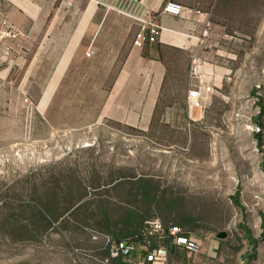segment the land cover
<instances>
[{"label": "rangeland", "instance_id": "1", "mask_svg": "<svg viewBox=\"0 0 264 264\" xmlns=\"http://www.w3.org/2000/svg\"><path fill=\"white\" fill-rule=\"evenodd\" d=\"M138 30L133 19L111 13L88 31L62 77L51 74L61 54L45 55L47 69L31 77L24 93H10L9 106L0 109V264H110L112 242L97 229L96 206L104 202L118 216L136 201L124 194L133 193L140 179L179 202L175 217L187 214L195 223L191 233L202 252L177 253L171 264H256L264 247V92L239 101L214 94L202 110L192 109L201 118L192 123L181 111L157 109L146 131L105 117L106 111L113 118L122 112L117 86ZM90 48L95 55L87 57ZM176 59L180 73L186 58ZM45 80L54 87L51 96L44 93ZM52 185L65 216L46 230L30 205ZM86 188L90 223L67 212L72 196ZM221 231L232 241L218 239ZM137 245L125 258L129 264L146 261V245ZM252 245L257 259L247 261Z\"/></svg>", "mask_w": 264, "mask_h": 264}, {"label": "crops", "instance_id": "2", "mask_svg": "<svg viewBox=\"0 0 264 264\" xmlns=\"http://www.w3.org/2000/svg\"><path fill=\"white\" fill-rule=\"evenodd\" d=\"M164 1L75 0L74 6L68 7L66 0H2L4 11L24 36L0 43V109L9 106L10 93H24L31 77L47 69L49 59L45 55L61 54L51 74L62 77L88 31L103 24L113 12L133 19L137 30L134 17L149 16L168 30L155 44L143 48L132 45L117 86L122 112L113 118L106 111L105 117L143 131L149 129L161 108L166 114L181 111L191 123L199 121L201 118L193 117L188 108L193 54L205 59L203 71L213 83L215 95L231 94L239 101L241 95L254 97L261 92L264 0H175L192 11L184 17L162 12ZM177 54L186 58L185 70L180 73ZM43 90L47 95L54 87L45 80ZM20 103L24 105V100ZM262 167L264 174V164ZM179 226L185 229L184 224ZM179 251L153 264H171V256L177 253L186 256L183 248ZM256 264H264V247Z\"/></svg>", "mask_w": 264, "mask_h": 264}, {"label": "trees", "instance_id": "3", "mask_svg": "<svg viewBox=\"0 0 264 264\" xmlns=\"http://www.w3.org/2000/svg\"><path fill=\"white\" fill-rule=\"evenodd\" d=\"M260 103V113L264 114V99L260 100ZM261 132H259V134ZM261 134L264 136L263 132ZM262 135L260 136V139H258V142L261 141L263 143ZM122 179V181L125 180L124 177ZM135 181H139L138 183L140 185L135 191H132L133 193L124 194V196H126V198L135 199L136 201L132 202L131 207H128L123 211H119L118 216H116L117 213L111 211L109 206L104 202L98 203L96 206L97 211L95 213L97 217L93 218L96 221V225H98L97 229L101 231L104 230L109 233L111 241L118 244L122 242L134 241L141 243L142 245H146L149 251L165 247L168 249L169 255H172L175 252H180V247L175 245L171 238L166 236L162 238L159 233L153 232L150 228H153L152 222L160 219L165 228V235L168 233L170 226L179 225L180 223L184 224V230L190 234L195 224L191 216L182 214L181 216L175 217L174 215L178 212L179 202L176 200H165L166 198L160 195V192L157 190L152 180L140 179ZM117 185L120 186L119 182ZM80 192L81 193L78 197L72 196V200L68 203L70 206L68 205L67 212L73 217L81 214L83 219L90 223L88 220L89 217L86 215V211L84 210V207L90 204V200L86 201L88 189H81ZM56 195V186L52 185L49 187L47 194H45L44 197H35L32 201V205H30L33 213L42 218L40 220H42L46 230L50 229L55 225V223L62 220V216H65V214H61L60 209L57 206ZM139 198L140 202L138 200ZM163 209L168 210L164 211ZM9 217L15 220L19 219L18 214L13 216L10 214ZM169 221L171 222L170 224H168ZM241 228L248 236L247 238L249 241L253 244L255 239L252 236V232L248 230L245 224L241 226ZM253 246L254 245L251 246V250H249L246 254L247 261H254L257 259V253L256 250H253ZM106 250L107 259H109V247ZM110 264L129 263L126 262L124 257H120L116 260H111ZM146 264H153V262L148 261L146 257Z\"/></svg>", "mask_w": 264, "mask_h": 264}, {"label": "built area", "instance_id": "4", "mask_svg": "<svg viewBox=\"0 0 264 264\" xmlns=\"http://www.w3.org/2000/svg\"><path fill=\"white\" fill-rule=\"evenodd\" d=\"M75 0H66V6L72 7L74 6ZM162 12L175 16V17H184L185 15L192 13V11L186 8L182 3L175 0H165L163 3ZM134 19L139 24V30L136 33L134 40V47L143 48L146 44L152 43L155 44L159 41L162 34L168 29L160 24L157 19L149 16L146 18L134 17ZM204 34H208L207 31ZM24 36V32L22 29L14 24L10 17L6 14L3 9L2 0H0V43L7 42L9 40H18ZM95 55V50L90 48L87 52V57H92ZM205 65V59L198 56L197 54H193L191 56L190 61V90L188 93V108L190 114H192V109L194 107L202 110L206 107V103L209 99L216 93L215 87L213 83L206 78L205 73L203 71ZM264 86H259L260 90H263ZM259 98H256L258 101ZM257 103V102H255ZM252 131L255 133L261 132V128L259 129L258 125L249 126ZM259 151V150H257ZM153 232L162 233L161 237L165 236L171 238L175 245L182 247L189 256H198L202 252V244L196 239L193 235L188 234L181 226L172 225L169 228L168 233L165 235V229L160 221V219L152 222ZM162 231V232H161ZM226 240L232 241L230 235ZM112 242V241H111ZM112 247L110 250V258L108 262L111 260H116L120 257L127 258L131 256L134 252L138 250V243L134 241L122 242V243H111ZM145 250L148 252L147 260L152 261L153 263L166 260L169 252L165 247H160L153 251H149L147 247ZM243 264H248L245 260H243Z\"/></svg>", "mask_w": 264, "mask_h": 264}, {"label": "water", "instance_id": "5", "mask_svg": "<svg viewBox=\"0 0 264 264\" xmlns=\"http://www.w3.org/2000/svg\"><path fill=\"white\" fill-rule=\"evenodd\" d=\"M229 236V233L227 231H221L217 234V238L220 240H226Z\"/></svg>", "mask_w": 264, "mask_h": 264}, {"label": "bare ground", "instance_id": "6", "mask_svg": "<svg viewBox=\"0 0 264 264\" xmlns=\"http://www.w3.org/2000/svg\"><path fill=\"white\" fill-rule=\"evenodd\" d=\"M48 96H51L50 93L47 94ZM194 110L197 111V107H194Z\"/></svg>", "mask_w": 264, "mask_h": 264}]
</instances>
